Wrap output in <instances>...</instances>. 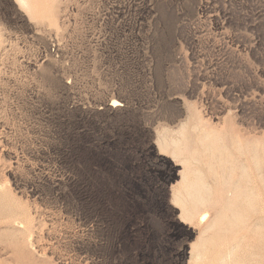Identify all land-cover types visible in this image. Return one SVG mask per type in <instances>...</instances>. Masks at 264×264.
<instances>
[{
  "label": "rangeland",
  "instance_id": "374dc122",
  "mask_svg": "<svg viewBox=\"0 0 264 264\" xmlns=\"http://www.w3.org/2000/svg\"><path fill=\"white\" fill-rule=\"evenodd\" d=\"M0 261L264 264V0H0Z\"/></svg>",
  "mask_w": 264,
  "mask_h": 264
},
{
  "label": "bare ground",
  "instance_id": "6f19581e",
  "mask_svg": "<svg viewBox=\"0 0 264 264\" xmlns=\"http://www.w3.org/2000/svg\"><path fill=\"white\" fill-rule=\"evenodd\" d=\"M21 4L23 5H26L27 3V0H18ZM120 103L117 102L116 100H112V102L110 103L111 106H117L119 105ZM169 134V133H168ZM167 134V135H168ZM171 136V134H169ZM173 135V134H172ZM172 137V136H171ZM173 155L177 156L175 153H173ZM169 157V156H168ZM186 157V156H185ZM181 159V158H180ZM188 159V158H187ZM173 160V159H172ZM191 160V159H190ZM175 162V161H174ZM190 162V161H189ZM177 163H175L176 165ZM186 164V163H185ZM189 164V163H188ZM179 165V164H178ZM187 166V165H186ZM184 167V166H183ZM189 175V174H188ZM185 178V177H184ZM192 179V178H191ZM184 181V180H183ZM181 189L180 188H173L172 189V200L177 203L178 205L181 206V217L185 220V221H188L190 222L191 221V217H193V215L190 213V211L187 209V207L185 206V202L184 200L186 199V197H182L181 196ZM193 193V192H192ZM189 204V203H188ZM176 206V205H175ZM195 207V206H194ZM192 209V208H191ZM232 215V214H231ZM209 219V212L206 210V209H202L198 214H197V222L200 223V224H204L208 221ZM184 221V222H185ZM210 221V220H209ZM187 223V222H185ZM213 224V222H212ZM211 224V226H212ZM208 225V224H207ZM210 226V225H209ZM209 226H205V227H209ZM207 229V228H206ZM205 229V230H206ZM204 230V231H205ZM203 231V232H204ZM201 239V238H200ZM206 239V238H205ZM233 241V240H232ZM201 242H202V239H201ZM203 243H206V242H203ZM198 250V249H197ZM196 251V250H195ZM202 252V250H201ZM196 254V253H195ZM198 254V252H197ZM201 255V254H199ZM228 256V255H227ZM196 257V256H195ZM202 257V256H201ZM198 259V261L200 260V258ZM221 259V258H220ZM1 262V261H0Z\"/></svg>",
  "mask_w": 264,
  "mask_h": 264
}]
</instances>
